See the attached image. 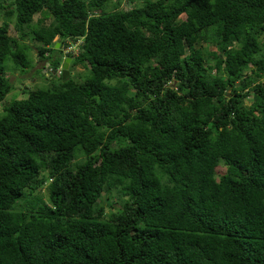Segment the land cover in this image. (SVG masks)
<instances>
[{"label":"trees","instance_id":"trees-1","mask_svg":"<svg viewBox=\"0 0 264 264\" xmlns=\"http://www.w3.org/2000/svg\"><path fill=\"white\" fill-rule=\"evenodd\" d=\"M109 1L0 0V104L83 40L0 113V264H264V0Z\"/></svg>","mask_w":264,"mask_h":264},{"label":"rangeland","instance_id":"rangeland-1","mask_svg":"<svg viewBox=\"0 0 264 264\" xmlns=\"http://www.w3.org/2000/svg\"><path fill=\"white\" fill-rule=\"evenodd\" d=\"M121 0H110L107 4L106 7V12L113 11L118 8V4L120 3ZM123 3L120 5V8L125 9L126 8V1H122ZM39 18V16L36 17V20ZM3 23V20L0 18V24ZM11 34L12 35H17L15 31V25L12 23L11 26ZM64 53V52H63ZM37 58V56H35ZM56 58V57H55ZM61 58V59H60ZM59 60H61V65L63 67L64 61L66 60L65 57L62 55ZM38 62V61H37ZM74 63V62H73ZM8 67V77L11 81V84L13 85V90L10 94L7 95L5 101L3 104H0V113L3 112L4 106H9L13 102L22 100L27 98L28 92L30 90H35L39 88H47L52 84H55L57 79L54 78H45V65L53 66L51 60H42L39 61L38 63H33L34 68L32 70H28L25 73L20 72L19 70H14V63L12 61H7L6 63ZM64 69V68H63ZM71 75L74 78V80H86L89 77V71L84 68L82 69L81 67H72L71 68ZM35 79V81H32V79ZM57 83V82H56ZM223 169V168H221ZM223 170H220V174L222 173ZM43 193L47 195V192L43 190ZM111 203V202H110ZM105 206L109 205V202L104 201L103 203ZM115 204V203H113ZM116 205V204H115ZM117 206V205H116ZM118 208V206H117Z\"/></svg>","mask_w":264,"mask_h":264},{"label":"built area","instance_id":"built-area-1","mask_svg":"<svg viewBox=\"0 0 264 264\" xmlns=\"http://www.w3.org/2000/svg\"><path fill=\"white\" fill-rule=\"evenodd\" d=\"M83 40H78L76 42H69L68 47H65L63 50V56L68 58L70 56L77 57L81 52ZM45 76L49 78H59L62 76L63 67L59 66L58 68H54L53 66L45 65Z\"/></svg>","mask_w":264,"mask_h":264},{"label":"water","instance_id":"water-1","mask_svg":"<svg viewBox=\"0 0 264 264\" xmlns=\"http://www.w3.org/2000/svg\"><path fill=\"white\" fill-rule=\"evenodd\" d=\"M60 48V44L57 43L56 44V49H59ZM71 58H67L65 61H64V64H63V68H64V72H63V81H66L69 77H70V71H69V68H70V64H71Z\"/></svg>","mask_w":264,"mask_h":264},{"label":"clouds","instance_id":"clouds-1","mask_svg":"<svg viewBox=\"0 0 264 264\" xmlns=\"http://www.w3.org/2000/svg\"><path fill=\"white\" fill-rule=\"evenodd\" d=\"M68 58H71V57H68ZM65 59H67V58H65ZM72 60V59H71ZM72 62V61H71ZM71 65V64H70ZM63 72H64V69H63ZM62 75H63V73H62ZM62 77V76H61ZM45 78H47L46 76H45ZM54 79H58V78H54Z\"/></svg>","mask_w":264,"mask_h":264},{"label":"crops","instance_id":"crops-1","mask_svg":"<svg viewBox=\"0 0 264 264\" xmlns=\"http://www.w3.org/2000/svg\"><path fill=\"white\" fill-rule=\"evenodd\" d=\"M32 81H35V79L33 78Z\"/></svg>","mask_w":264,"mask_h":264}]
</instances>
